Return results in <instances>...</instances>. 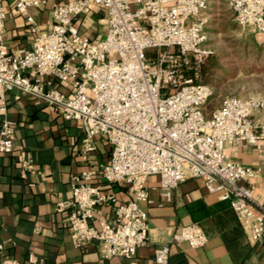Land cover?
Segmentation results:
<instances>
[{"label": "built area", "instance_id": "1", "mask_svg": "<svg viewBox=\"0 0 264 264\" xmlns=\"http://www.w3.org/2000/svg\"><path fill=\"white\" fill-rule=\"evenodd\" d=\"M0 0V155L14 151L15 122L6 118V94L20 90L46 102L55 112L80 124L82 151L93 140L107 141L111 156L98 171L88 167L70 179L71 197L57 203L69 210L70 237L77 249L99 246L102 258L119 257L136 264V251L147 245L148 218L141 204L163 208L189 178H201L209 194L228 202L250 240L264 239V97L230 96L205 115L214 89L201 83L200 71L211 54L207 47L209 0H72L53 5V24L41 30L30 11L48 0H11L26 18L32 41L13 49L4 40L6 11ZM236 25L264 37V0H227ZM135 6V9H132ZM101 11L105 36L92 41L75 20ZM154 50L152 59L146 52ZM67 85V89L63 86ZM253 147L263 158L258 166L231 160L227 150ZM22 178L32 171L19 157ZM100 174L102 182L97 181ZM158 177V200L149 198L147 178ZM33 184H30L32 186ZM126 185L127 203L106 187ZM98 205L111 206L112 221L94 223ZM208 241L198 224L183 226L154 250L155 264H168L171 244L200 249ZM0 250L2 246L0 245ZM28 264H44L28 254ZM0 264H21L2 256Z\"/></svg>", "mask_w": 264, "mask_h": 264}, {"label": "crops", "instance_id": "2", "mask_svg": "<svg viewBox=\"0 0 264 264\" xmlns=\"http://www.w3.org/2000/svg\"><path fill=\"white\" fill-rule=\"evenodd\" d=\"M69 1L72 0H48L30 14L41 30H47L53 24V5ZM4 7L6 45L13 49L29 48L32 35L26 18L16 13L13 1H7ZM103 17L101 11H92L76 19L75 25L89 39L98 41L105 36ZM6 100V118L15 122V141L11 155H0V260L2 256H10L28 264V254L32 253L42 258L44 264H123L119 257L102 258L97 244L75 248L67 220L69 210L56 211L57 203L71 197L69 185L73 176L88 167L99 171L101 165L108 163L111 151L105 138L96 136L94 150L84 153L85 135L79 123L18 89L9 91ZM212 111L207 113L205 109V115L210 116ZM253 113L256 122H264V111ZM227 154L231 160L253 167L260 165L263 158L255 148L246 146L228 149ZM20 156L33 165L26 178L20 175ZM97 181L102 182L100 174ZM158 181L156 176L147 178L152 201L158 200ZM105 189L119 203L132 198V190L126 185ZM258 189L264 191V176ZM172 200L163 208L141 204L148 218L149 239L146 246L136 251V264H155L154 250L166 245L173 233L190 224L201 226L207 243L200 249H190L185 243L171 244L168 264H264V239L250 240L229 203L209 194L201 178L183 182ZM111 218V206L98 205L94 210L95 224L101 219L111 222ZM226 239L233 245L232 252L227 249Z\"/></svg>", "mask_w": 264, "mask_h": 264}, {"label": "rangeland", "instance_id": "3", "mask_svg": "<svg viewBox=\"0 0 264 264\" xmlns=\"http://www.w3.org/2000/svg\"><path fill=\"white\" fill-rule=\"evenodd\" d=\"M205 13L208 20L205 29L207 47L211 52L210 70L205 80L214 89L206 112L213 110L226 97H264L263 35L249 28H239L227 0H209ZM154 54V50L146 52L148 59Z\"/></svg>", "mask_w": 264, "mask_h": 264}, {"label": "trees", "instance_id": "4", "mask_svg": "<svg viewBox=\"0 0 264 264\" xmlns=\"http://www.w3.org/2000/svg\"><path fill=\"white\" fill-rule=\"evenodd\" d=\"M210 59L211 58H209V57L206 58L207 61L206 60L204 61L203 66H202L201 71H200V79H199V81L201 83H204V84H207V81L205 80L206 79L205 77L207 76V74H208V72L210 70V61H211ZM226 246H227V249L229 251H231V252L233 251V245H232L231 241H229L227 239H226Z\"/></svg>", "mask_w": 264, "mask_h": 264}]
</instances>
